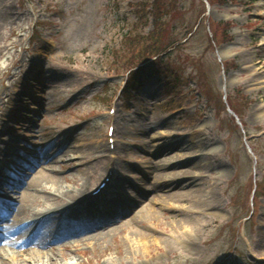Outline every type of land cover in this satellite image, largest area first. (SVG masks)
I'll return each instance as SVG.
<instances>
[{"label": "rangeland", "instance_id": "1", "mask_svg": "<svg viewBox=\"0 0 264 264\" xmlns=\"http://www.w3.org/2000/svg\"><path fill=\"white\" fill-rule=\"evenodd\" d=\"M136 2L0 0V168L11 172V180H0L19 182L24 164L40 153L54 159L45 174L59 186L43 182L51 191L76 193L85 184L90 194L114 172L101 196L70 203L66 215L79 223L82 241L42 250L26 242L34 231L28 225L15 237L24 248L12 251L48 253L22 264H264V90L245 83L257 72L264 86V65L249 72L253 57L264 60V0H213L209 10L204 0H182L160 40L166 53L148 62L137 35L153 25L135 14ZM141 63L157 73L134 99L120 97ZM223 95L241 117L239 129ZM163 163L169 166L159 168ZM182 170L190 173L157 181ZM189 179L198 182L183 186ZM169 181L170 188L153 189ZM26 187L5 186L0 196L19 202ZM196 188L203 191L189 197L194 201L170 199ZM155 198L150 210L160 217L148 213L122 228ZM69 201L34 203L21 218ZM93 219L103 222L94 240L83 232ZM191 238L193 247L185 244Z\"/></svg>", "mask_w": 264, "mask_h": 264}, {"label": "bare ground", "instance_id": "2", "mask_svg": "<svg viewBox=\"0 0 264 264\" xmlns=\"http://www.w3.org/2000/svg\"><path fill=\"white\" fill-rule=\"evenodd\" d=\"M251 63H252V67H249V72H253V69L256 68L258 63H261L262 65H264V60L257 61V58L253 57ZM257 75H258L257 72H255L254 74L251 73L246 78L245 83L247 85H250V86H257L258 92H262L264 90V86H262L263 85L262 82L258 81L260 79V77L258 79L256 78ZM173 147L177 148L176 144H171L168 147V149L171 150ZM42 154L43 153H40L39 157L34 159V162L31 165L24 164L23 169L25 171L21 174V176H19V182L15 185V186H21V184L25 182V179L30 178V181L26 182L27 187H26V190H24L25 191L24 192V198H23V200H21V202L19 203V205L15 209V213L12 215L14 218V220H13L14 226H12V229L10 231L11 235H15L18 232H20V230H22L27 224L34 223L35 219H33V221H31L29 223H25L21 220L22 214H25V212L27 210H29V212H31L33 210L30 207L34 203L37 204V203L44 201V200H53L54 202H57V204H58V203H64L63 201L67 199V200H70L68 204L74 203L75 205H77L76 202L80 203V202H82V200H84V201L90 200L89 198H85L84 192L82 190L85 187V184L82 186L81 190L76 192V193H72V192H68V191L60 192V189H58L56 191H51V190L44 188L43 187L44 181H47L48 183H53L54 185L59 186V180L57 178L50 179L49 175L45 174V171H47L45 165L54 159L50 156L44 157ZM39 164H42V169L36 171V168H37L36 166H38ZM164 166L167 168L169 165H167L166 163H163L162 165H160L158 167L159 168H165ZM52 171H53V173H56V171H54V170H52ZM32 172H33V174L31 175V177H29V174H31ZM189 173L190 172H188L187 170H182L181 172H178V173L170 172L169 174H165V173L158 174L157 181H159L158 183H160L164 179H168V178L174 179L176 177H184V176H187ZM8 174L9 175L11 174L10 170H8L6 167L2 166L0 168V177H4L6 179V178H8ZM7 180H9V179H7ZM197 182L198 181H194V179H189V180H185V181L183 180V183H185V184H183V186L186 187V186H189L191 184L196 185ZM172 185H173V181H169L163 187L157 186L155 184V186H153V189L157 188L159 191L161 189L170 188ZM5 186L9 187L2 180H0V190H3L5 188ZM60 187L62 188V186H60ZM10 189H12V188H10ZM202 191H203L202 188H196V190L193 189L190 191H177V192H174L173 194L170 195V199L173 201H176V200L177 201H187L188 199L194 201L193 198H189V197L192 194L201 193ZM140 198H139V200H141ZM157 201H158V198H155L154 200H152V205L142 207L141 210L135 214V216L133 217V219L131 221H124L122 223V228L124 229L126 227H129L130 223L137 221L139 218H141L142 216H144L148 213L154 217H158L159 215H158L157 211L150 210L151 206L157 205V203H158ZM73 206H74L73 204H70L69 207L61 208L55 212L34 211L32 213V217L36 218V222H38V223L43 222L41 224V227H39L37 229V231L34 233L33 237H31V239L35 241L36 245L40 246L44 250L50 244V242L42 239L41 233L43 231H45L46 233H55V232H57L61 229H64L66 227H69V228L71 227V219L69 218V216L66 215V213L68 210L72 209ZM3 208L4 207L2 205H0V219L1 218L4 219L6 217L8 218V211L6 209L2 210ZM30 209H31V211H30ZM127 210H129V209H127ZM127 210H126V212H127ZM158 220H160V218L156 219V224H157V226L160 227L161 224H160V221H158ZM102 225L103 224H101V226ZM99 226H100L99 222H96V223L90 225L89 228L85 230V233H89V232L92 233V236L89 239L94 240L95 238H97V235L102 234L101 232H99L98 234L95 233L98 231ZM111 231L109 230V232H111ZM80 235L81 234H78L77 229L76 230L72 229V230L68 231L67 233L61 232L60 235L55 237L54 239L56 240L57 243L63 242L64 244L61 245L63 247L65 245H67L66 241L68 239H80V240H76V241H82L80 238ZM173 239H175L174 236H173ZM194 243H195L194 239L191 238L189 240V242L187 241L185 244L191 245L193 247ZM9 245H10L11 249L13 247L19 248L21 250L24 248V246H22V241L12 242L11 244L9 243ZM153 246L154 245L149 244L147 246H144V248H146V247L152 248ZM11 249L9 251L8 250L5 251L4 252L5 255L4 254L2 255L0 253L1 261L7 262L5 264H22V263L28 262V261H32L33 263H37L41 259L48 257V253L45 251L33 252L30 256L22 257L23 254L17 255V252L12 251ZM60 252H62L61 248H60ZM49 259L51 260L53 258L50 257Z\"/></svg>", "mask_w": 264, "mask_h": 264}, {"label": "trees", "instance_id": "3", "mask_svg": "<svg viewBox=\"0 0 264 264\" xmlns=\"http://www.w3.org/2000/svg\"><path fill=\"white\" fill-rule=\"evenodd\" d=\"M181 1L182 0H140L135 4L136 14L140 16V19L145 20L146 23H148L149 19L147 25H149L150 22L153 25L152 30L147 35L144 33L137 35L138 41L140 40L143 44V55H154L164 51L162 50L160 40L163 39L170 20L173 17L176 18L178 5ZM209 1L212 3L213 0ZM214 36H216V34H214ZM152 41L153 43H151ZM150 75V69H145L143 67L130 73V76L127 78L122 89L121 95L126 97V99H134L138 91L145 86ZM175 82H178V78H175Z\"/></svg>", "mask_w": 264, "mask_h": 264}]
</instances>
